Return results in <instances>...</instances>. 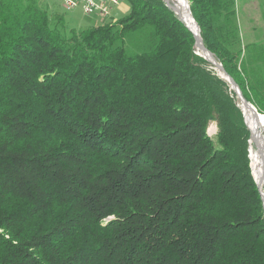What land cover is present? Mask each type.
<instances>
[{"label": "trees", "instance_id": "trees-1", "mask_svg": "<svg viewBox=\"0 0 264 264\" xmlns=\"http://www.w3.org/2000/svg\"><path fill=\"white\" fill-rule=\"evenodd\" d=\"M186 1L264 115V40L243 42L236 0ZM125 2L66 32L40 0H0V264H264L235 93L163 0Z\"/></svg>", "mask_w": 264, "mask_h": 264}, {"label": "rangeland", "instance_id": "rangeland-1", "mask_svg": "<svg viewBox=\"0 0 264 264\" xmlns=\"http://www.w3.org/2000/svg\"><path fill=\"white\" fill-rule=\"evenodd\" d=\"M40 4H45L47 6L48 13L52 18V23H55L54 18L56 16H60L63 18L66 32H69L70 30L79 31L88 27H96L105 24H114L117 22V19L121 18L123 15H127L130 9L129 4L125 2L123 7L121 8L125 11H112L111 15L112 17L116 18V21H114L113 19H111L113 20L111 21L108 20V18L102 19L97 15H86L80 7L74 8L70 11H66L63 8L61 2L58 0H40ZM236 8L238 13L237 21L239 23L240 30H242L243 35L247 37V39H243V42H252V40L260 42L264 40V0H236ZM253 31L257 32L254 33ZM217 74L219 73L217 72ZM261 76L264 82V73H262ZM216 132V122L214 120H211L207 129V134L213 141H215ZM260 132L264 140V127ZM251 149L255 150V146L252 145L251 142H249L248 158Z\"/></svg>", "mask_w": 264, "mask_h": 264}, {"label": "water", "instance_id": "water-1", "mask_svg": "<svg viewBox=\"0 0 264 264\" xmlns=\"http://www.w3.org/2000/svg\"><path fill=\"white\" fill-rule=\"evenodd\" d=\"M163 1H164V3H166V6L168 7V9L172 11V13L177 17V19L180 22L185 24L186 28L192 34V36L194 38V49L197 51L198 55H200L203 59H205L208 63H210L215 68V70L219 73L218 75L220 76V78L225 80L230 85L231 90L235 93L237 100L240 103V107L242 108L241 110H243V108H248L252 112V114L254 115L256 120H258V122L261 123L260 122V114L258 113L257 109L251 103L247 102L244 99V97L242 96V93H241L239 87L237 86V84L225 72L222 65L216 61L214 56L203 46L202 40H201L200 35H199L198 25L194 21L192 15H191V12H190L189 3L186 0H163ZM179 5L182 7L185 6L186 16L188 17V20L185 17H183L182 14L180 13ZM176 6L178 7V10H176ZM242 113H243V111H242ZM243 116H244V114H243ZM244 120H245V118H244ZM245 124H246V122H245ZM260 126L263 128L262 124ZM261 136H262L261 132L259 131L258 136H257V145H256L257 150H261L262 146L264 145V142L262 141ZM250 140H251V136H250ZM256 186H257V189H258V192L260 195V199L262 202L263 210H264L263 193L257 184H256Z\"/></svg>", "mask_w": 264, "mask_h": 264}, {"label": "bare ground", "instance_id": "bare-ground-1", "mask_svg": "<svg viewBox=\"0 0 264 264\" xmlns=\"http://www.w3.org/2000/svg\"><path fill=\"white\" fill-rule=\"evenodd\" d=\"M176 10H178V7L176 6ZM179 11L182 14L183 17H185L188 20V17L186 16V8L185 6L182 7L179 5ZM243 114L245 118L246 125L249 129L250 135H251V142L252 145L255 146V150L251 149L249 154V159L251 160L250 163V169H251V175L254 178L255 183L260 187L263 198H264V145L262 146L261 150H257V136L258 132L262 130L261 124L264 127V116L260 115V122L256 120L252 112L248 108H243ZM262 137V136H261ZM262 141L263 137H262Z\"/></svg>", "mask_w": 264, "mask_h": 264}, {"label": "built area", "instance_id": "built-area-1", "mask_svg": "<svg viewBox=\"0 0 264 264\" xmlns=\"http://www.w3.org/2000/svg\"><path fill=\"white\" fill-rule=\"evenodd\" d=\"M61 2L66 11L80 7L86 15H97L98 17L108 20L113 19L111 13L118 10L121 5H124L125 0H58ZM111 20V21H113Z\"/></svg>", "mask_w": 264, "mask_h": 264}, {"label": "crops", "instance_id": "crops-1", "mask_svg": "<svg viewBox=\"0 0 264 264\" xmlns=\"http://www.w3.org/2000/svg\"><path fill=\"white\" fill-rule=\"evenodd\" d=\"M123 7V5H121L120 7H119V9H118V11H125V10H122L121 8ZM125 14V13H124ZM118 20V19H117ZM242 37H243V39L244 38H246L247 39V37L246 36H244L243 35V32H242ZM253 41V40H252ZM248 43H250V42H248ZM258 47V45L257 46H251L250 47V49H251V51H252V53L253 54H255V56H256V58H257V60H258V62L262 65V67H263V69H264V44H260L259 45V47H261V48H259V49H256ZM256 50V51H255Z\"/></svg>", "mask_w": 264, "mask_h": 264}]
</instances>
